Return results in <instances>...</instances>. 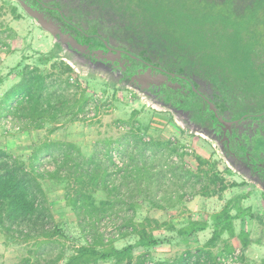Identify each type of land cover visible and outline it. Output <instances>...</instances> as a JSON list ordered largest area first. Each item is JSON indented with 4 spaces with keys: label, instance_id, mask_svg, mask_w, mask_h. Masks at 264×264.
<instances>
[{
    "label": "rangeland",
    "instance_id": "obj_1",
    "mask_svg": "<svg viewBox=\"0 0 264 264\" xmlns=\"http://www.w3.org/2000/svg\"><path fill=\"white\" fill-rule=\"evenodd\" d=\"M55 1L65 14L71 15L82 26L96 27L98 33L109 38L113 45H125L134 50L146 48L152 57L163 64L172 66L179 65V61L185 59L184 64L187 65V69L195 74L202 73L200 76L204 80H207L210 74L218 79L219 71L222 70L218 62L227 61L228 64L226 59L232 58L231 55L234 52L241 55L246 53L250 56H255L257 53L264 55V6L257 8L254 17L248 19L245 17L249 11L248 3L245 4L242 0L232 2L215 0L214 2H217L215 6L208 9L210 12L214 10V12L229 14L234 20H247L246 25L242 27L224 23L219 18L186 21L185 17L198 16L201 11H204L203 0ZM144 3L156 6L155 11L161 8L167 13H163L155 25L149 26L147 23L153 18L150 16L151 13L145 14L142 11ZM15 4L13 0H0V96L4 90L19 80L21 70L28 66L30 69L37 67L42 74L46 75L45 95L74 99L84 92L90 101L86 105V111L78 114L77 119L71 120L70 116L63 118V115L59 117L60 124L48 121L43 128H31L30 130L33 131L18 129L14 125L11 114L0 115V147L20 158L27 165L33 146L44 141V138L46 140L48 138L46 135L53 134L56 140L71 142L83 154L88 155L94 146L99 145L98 142L100 145L107 140L127 142L129 138L125 134L131 126H134V130L139 127L138 133L142 134L146 140H171L182 144L186 154L179 165L184 169L198 174L200 170H208L210 164L215 163L216 171L225 182L237 185L222 192H214L213 187L209 185L205 189L208 194L204 195L202 193L204 189L201 188L202 182L193 185L195 178L192 177L186 182L184 199L172 207L159 209L148 201H139L134 221L139 222L144 217H149L178 227L186 224L189 219H201L204 214H213L221 210L228 200L245 194L240 201L244 212L240 215L241 217L233 221L234 234L230 236L224 233L216 245L209 248V251L213 257L228 256L235 252L237 264H264V194L260 189L254 185L251 186L248 182L240 181L239 174L227 167L214 143L191 132L186 126H182L170 111L153 107L144 95L127 87L112 84L108 77L90 75L84 67L72 68L77 74L74 76L60 74V67L57 64L52 66L55 60L45 64L37 63V52H48L53 47V39L20 8L19 11L23 15L15 17L11 11V6ZM199 27L201 38L196 39L194 35L192 36L191 30ZM234 30L236 34H233ZM56 60L67 63L63 59V54H58ZM203 70L206 71L204 74ZM133 111L136 112L134 118L131 117ZM51 128L53 131L49 132ZM164 154L167 155L164 152L158 156L159 160L178 161L175 155L168 158L164 157ZM146 155H149L148 151ZM196 155L204 158L207 163L199 167L195 159ZM39 164L40 170L52 168L51 162L45 159ZM225 167L230 171H226ZM169 174L176 180V176L180 175L181 171L177 170L176 176L170 172ZM41 183L55 220L66 223L67 232L77 238L76 242L71 239L66 243L68 250H72L74 243H81L83 240L73 210L65 203L67 180L46 178L41 179ZM93 196L96 200L106 197L103 190H96ZM232 212L234 213L235 210ZM123 213L124 211L120 210L116 215L121 216ZM105 229L109 231L110 224L105 225ZM240 231L249 232L250 242L247 246L242 245ZM153 233L156 237L165 240L160 245L147 248L150 261L175 259L187 250L202 248L211 235L210 231H206L184 240L176 237L173 231L164 228L156 229ZM134 238L132 235L125 238L117 237L113 240V244L119 247L132 242ZM55 247L44 245L40 248V252L45 254L52 250L54 254ZM230 248L233 251H228ZM34 249L31 242L6 237L0 231V264H17L27 256L35 258L33 253H29V250ZM142 250L144 249H136L135 255ZM201 257L210 258L205 253H201Z\"/></svg>",
    "mask_w": 264,
    "mask_h": 264
},
{
    "label": "trees",
    "instance_id": "obj_2",
    "mask_svg": "<svg viewBox=\"0 0 264 264\" xmlns=\"http://www.w3.org/2000/svg\"><path fill=\"white\" fill-rule=\"evenodd\" d=\"M214 1L203 0L204 11L198 16L185 17L186 21L219 18L234 26L246 25L245 19L234 20L229 14L214 10L210 12L209 7L217 3ZM242 1L248 3L249 11L245 15L248 19L254 17L257 8L264 6V0ZM46 3L61 9L54 0ZM156 8L150 3L143 5L142 11L145 14L151 13L153 18L148 21L149 26L155 25L159 17L167 13L161 8L155 11ZM11 11L15 17L23 15L16 4L11 6ZM52 14L57 16L55 12ZM90 28L96 31V27ZM191 33L194 38H201L200 27L192 29ZM233 34H236V30ZM37 54V63L45 64L55 60L52 66L57 64L60 74L77 76L69 64L56 60L59 54L57 45L46 53ZM45 80L46 75L37 67L30 69L25 66L20 72L19 80L1 94L0 115H13L14 125L18 129L28 130L43 128L48 121L58 125L61 122L59 117L63 115V118L70 116L71 120L77 119L78 114L86 110L90 98L84 92L74 99L45 95ZM135 114L133 111L131 117L134 118ZM134 129L131 126L126 131L125 136L129 138L127 142L107 140L102 145L98 142L99 145L94 146L88 155L83 154L71 142L46 139L33 146L27 165L0 147V231L6 237L31 242V246L35 247L34 250H29L35 258L27 256L17 264H222L218 257L212 256L209 248L216 245L224 233L230 236L234 234L233 221L244 212L240 201L245 194L228 200L221 210L213 214H204L201 219H189L186 224L178 227L149 217L135 222L139 201H148L159 209L172 207L184 199L186 182L192 177L195 178L193 185L202 182L204 195L208 194L205 189L209 185L214 192H222L237 184H227L216 171L215 163L210 164L208 170H200L198 174L184 169L179 165L186 154L182 144L171 140H146L138 133L139 127L138 131ZM52 131L53 128L49 130ZM146 151L149 155H146ZM164 152L167 154L164 157L175 155L180 162L169 160V164L159 160L158 156ZM44 159L51 162L52 168L40 170L39 163ZM195 159L199 167L207 163L200 156L196 155ZM225 169L230 171L227 167ZM177 170L181 174L176 176ZM169 172L177 177L176 180ZM46 178L67 180L65 203L73 210L83 240L81 243H74L72 250H68L66 243L71 239L76 242L77 238L67 232L66 223L57 222L51 213L41 183V179ZM96 190H103L106 197L96 200L93 196ZM120 210L124 211L123 215H116ZM108 224L109 231L105 229ZM161 228L173 231L176 237L184 240L206 231H210L211 235L202 248L187 250L175 259L150 261L147 248L160 245L165 240L153 233ZM130 235L135 237L132 242L119 247L113 244L115 238ZM239 235L242 245L247 246L250 242L249 232L240 231ZM44 245L56 246L55 253L52 254V250H49L42 254L40 248ZM138 248L144 250L135 255ZM228 251L233 250L230 248ZM201 253L207 254L211 259L202 258Z\"/></svg>",
    "mask_w": 264,
    "mask_h": 264
},
{
    "label": "water",
    "instance_id": "obj_3",
    "mask_svg": "<svg viewBox=\"0 0 264 264\" xmlns=\"http://www.w3.org/2000/svg\"><path fill=\"white\" fill-rule=\"evenodd\" d=\"M13 1L39 28L52 37L53 46L59 47V54H63V59L71 68L84 67L90 75L108 77L112 84L144 95L153 107L170 111L182 126L214 143L228 168L264 192V181L239 164L235 153L225 142L228 123L221 117L215 105L197 91L189 78L166 71L128 50L112 46L106 39H91L89 34L66 19L58 6L42 0ZM133 60L145 66L133 64ZM174 78L183 81L179 82ZM191 93L200 96L201 121L193 116V110L185 101L184 95Z\"/></svg>",
    "mask_w": 264,
    "mask_h": 264
},
{
    "label": "flooded vegetation",
    "instance_id": "obj_4",
    "mask_svg": "<svg viewBox=\"0 0 264 264\" xmlns=\"http://www.w3.org/2000/svg\"><path fill=\"white\" fill-rule=\"evenodd\" d=\"M56 3L58 4V2ZM61 13L74 26L89 34L91 39L103 38L110 45L115 46L109 38L101 35L97 30L93 31L91 26H82L71 15L65 14L63 10ZM115 47L128 50L139 58L154 63L166 71L189 78L197 91L215 105L221 117L228 123L224 138L229 148L235 153L237 162L248 169L253 176L264 181V55L261 56L257 53L255 56H250L246 53L241 55L234 52L235 54L232 53L231 55L232 58L226 59L228 64L227 61L218 62V66L222 68L219 71L218 79L210 74L207 80H204L200 76L202 73L195 74L187 69V65L184 64L185 59L179 61V65L172 66L163 64L152 57L146 48L134 50L125 45H116ZM132 62L145 66L135 60ZM232 62L234 63L232 64ZM205 72L203 70V74ZM174 79L179 82L183 81L180 78ZM184 98L187 105L193 110V116L201 121L202 104H200V96L197 93H191L184 95ZM239 177L241 178L240 181L248 182L240 175ZM248 183L251 186L254 185ZM260 191L264 194L261 189Z\"/></svg>",
    "mask_w": 264,
    "mask_h": 264
},
{
    "label": "built area",
    "instance_id": "obj_5",
    "mask_svg": "<svg viewBox=\"0 0 264 264\" xmlns=\"http://www.w3.org/2000/svg\"><path fill=\"white\" fill-rule=\"evenodd\" d=\"M87 109V108H86ZM86 111V110H85ZM84 111V112H85ZM123 129V127H121ZM121 165V164H119ZM236 253L232 252L230 255L228 256H221L218 257V260L222 263V264H237L236 262Z\"/></svg>",
    "mask_w": 264,
    "mask_h": 264
},
{
    "label": "crops",
    "instance_id": "obj_6",
    "mask_svg": "<svg viewBox=\"0 0 264 264\" xmlns=\"http://www.w3.org/2000/svg\"><path fill=\"white\" fill-rule=\"evenodd\" d=\"M29 131H33V130H30L29 129ZM46 137H48V138H46L47 140H56V139H54L53 134H51L50 136L49 135H46ZM32 140L35 141L34 139H32ZM44 140H45V138H44Z\"/></svg>",
    "mask_w": 264,
    "mask_h": 264
}]
</instances>
